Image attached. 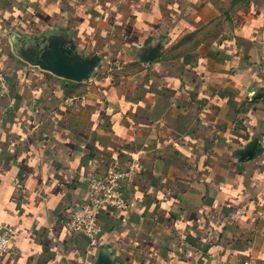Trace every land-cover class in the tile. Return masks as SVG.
I'll return each instance as SVG.
<instances>
[{"label": "crops", "instance_id": "obj_1", "mask_svg": "<svg viewBox=\"0 0 264 264\" xmlns=\"http://www.w3.org/2000/svg\"><path fill=\"white\" fill-rule=\"evenodd\" d=\"M54 32L88 79L14 48ZM0 68V264H264V0H0ZM115 161L126 205L71 232Z\"/></svg>", "mask_w": 264, "mask_h": 264}, {"label": "built area", "instance_id": "obj_2", "mask_svg": "<svg viewBox=\"0 0 264 264\" xmlns=\"http://www.w3.org/2000/svg\"><path fill=\"white\" fill-rule=\"evenodd\" d=\"M9 85L6 72L0 68V97L8 93ZM132 172V167L123 169L118 162H113L106 169L89 179L88 198L78 208L72 210L65 220L71 232L84 233L93 238L101 232L99 214L105 208L121 209L126 205L123 196V181ZM13 230L9 227L0 229V253L10 249ZM242 264H248L244 262Z\"/></svg>", "mask_w": 264, "mask_h": 264}, {"label": "water", "instance_id": "obj_3", "mask_svg": "<svg viewBox=\"0 0 264 264\" xmlns=\"http://www.w3.org/2000/svg\"><path fill=\"white\" fill-rule=\"evenodd\" d=\"M14 48L27 63L69 80L88 79L99 67L98 55L80 53L73 40L61 32L18 40ZM155 54L152 49L144 58L152 59Z\"/></svg>", "mask_w": 264, "mask_h": 264}]
</instances>
